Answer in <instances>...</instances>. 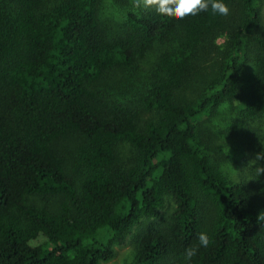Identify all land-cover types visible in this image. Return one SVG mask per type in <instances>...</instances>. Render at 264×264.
I'll use <instances>...</instances> for the list:
<instances>
[{"label":"trees","instance_id":"trees-1","mask_svg":"<svg viewBox=\"0 0 264 264\" xmlns=\"http://www.w3.org/2000/svg\"><path fill=\"white\" fill-rule=\"evenodd\" d=\"M227 2L0 0V264H102L128 238L139 264H264L263 13ZM216 140L250 152L239 178Z\"/></svg>","mask_w":264,"mask_h":264},{"label":"rangeland","instance_id":"rangeland-1","mask_svg":"<svg viewBox=\"0 0 264 264\" xmlns=\"http://www.w3.org/2000/svg\"><path fill=\"white\" fill-rule=\"evenodd\" d=\"M109 0H106V3ZM256 5L262 10L263 13V21H264V0H256ZM106 13L112 14L113 17H117L118 14H113V10L111 8L106 9ZM225 42V36H220L217 38V44L222 46ZM252 74V65L250 63L246 64V69L244 72L243 81L248 83L249 78ZM229 115L228 112V104L223 103L217 107L215 114L209 119V121L205 122L204 128L207 132L213 133L218 137L223 138L225 136L223 132L219 129V122ZM262 128H264V124L262 123ZM216 140V145L225 155L224 160L221 162V167L223 172L231 178H239L240 172L243 169H247L248 162H243V159L248 158L250 152L245 150L242 146H232L229 147L226 143L218 142ZM254 161V157H252V162ZM256 163V162H254ZM131 244L128 240L121 244L114 246V255L111 259L106 262H102V264H128V260H131V264H139L135 258V254L131 248ZM131 254V255H129Z\"/></svg>","mask_w":264,"mask_h":264},{"label":"clouds","instance_id":"clouds-1","mask_svg":"<svg viewBox=\"0 0 264 264\" xmlns=\"http://www.w3.org/2000/svg\"><path fill=\"white\" fill-rule=\"evenodd\" d=\"M134 4L137 7H155L157 12L175 16L179 19H183L186 16H196L200 12H208L209 10L213 15L227 16L230 11L227 0H134ZM261 171L262 169L259 168L258 174ZM197 239L199 247L206 248L209 246V236L207 233L200 232L197 235ZM196 254L197 246L185 248L183 256L186 264ZM128 264H131L130 259L128 260Z\"/></svg>","mask_w":264,"mask_h":264}]
</instances>
